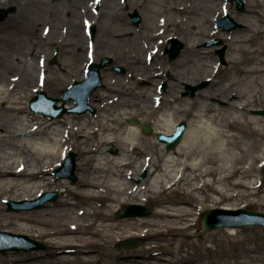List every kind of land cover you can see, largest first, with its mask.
I'll list each match as a JSON object with an SVG mask.
<instances>
[{"label": "bare ground", "instance_id": "bare-ground-1", "mask_svg": "<svg viewBox=\"0 0 264 264\" xmlns=\"http://www.w3.org/2000/svg\"><path fill=\"white\" fill-rule=\"evenodd\" d=\"M23 1H17L19 12L30 3H41L40 0H28L24 6ZM63 1L73 7L79 5L75 0ZM92 1L87 4V14L93 13L95 2L104 5L109 1L111 5L105 3L108 8L116 7L113 5L118 2ZM11 2L0 0V6ZM125 2V5L137 8L150 3L149 0ZM152 4L156 11L168 15L159 25L170 28L183 22L175 20L171 13L180 7L178 1L167 5L158 1ZM233 5L234 1L230 3L228 0H195V9L186 4L180 8L185 7L190 15L195 14L200 25L208 26L206 34H209L210 24L221 15L231 13ZM247 13L251 24L257 26L255 20L264 22V0H249ZM59 15L60 11L53 6L49 19L55 24ZM7 23L12 24V18ZM87 25L96 26L98 20H90ZM189 25L194 28L190 22ZM80 26L76 23L72 27L80 29ZM123 28L129 26L123 25ZM51 29L50 26L43 29L48 45H61L63 50L67 45H76L74 57L85 51L87 36L82 32L76 43L67 44L64 39H55L58 28L51 34L54 37L48 38ZM101 29L104 31L103 26ZM247 29L250 30L248 36L234 32L237 46L231 54V64L239 66L246 77L242 78L243 88L237 92L238 100L227 102L226 106L201 100L207 98L202 93L192 100L180 99L173 88L168 93V100H164L165 94L160 95L154 87L144 91L131 85L107 83L91 97V104L100 112L98 116L69 114L58 119L48 118L39 113L32 114L27 108L28 100L35 96L33 92L48 83L51 92L59 95L64 85L83 78L87 65L81 67L77 59L79 65L74 73V62H63L61 69L55 70L47 62L51 59V52L0 54V61L9 63L0 75V199L32 200L46 191L60 188L63 193L54 204H47L34 212L10 215L3 212L0 203V218H7L8 225H16L18 221L35 223L36 228L24 227L25 234L32 235L36 231L38 237L49 238L47 242L52 248L45 254L33 251V255L20 258V254L11 251L6 260L17 257L13 261L34 264L36 260L47 262L46 259L57 258L55 264L65 261L73 264L80 255L87 264L96 260L99 263L102 259L105 264H203L202 261L208 260L212 254L213 259L219 257L218 264H264V246L254 245L253 236L248 233L245 237L249 243L236 248L232 246L217 251L214 244L220 239L221 233H218L199 242L198 247L202 250L199 255L185 249L189 247L185 236L195 228L209 202L221 204L233 199L249 200L253 196L264 200V118L252 114L259 109V100L264 97V42L250 45L264 33V29L249 24ZM39 31L42 30H36ZM216 33L226 34L219 28ZM155 38L150 37L153 41ZM195 40H190L188 51L199 52ZM210 52L205 49L202 54ZM87 56L89 59L94 54L89 55L87 50ZM105 71L108 80L110 74ZM152 71H156L155 67ZM39 78L43 81L39 82ZM235 86L236 81L230 80L227 89L221 88L216 95L226 97L224 94L229 89L234 90ZM114 95L119 96L115 98ZM150 97L164 101L151 104ZM141 98L149 103L141 102ZM165 101L166 106L162 104ZM137 108L142 112L146 108L149 116L156 115L155 120L162 122L161 125H150L158 135H170L179 123V114L189 113L191 118L183 141L172 151H167L166 144L161 141H149L143 145L145 138L141 123L148 120L139 118L140 124L137 125L127 123L128 118L138 116ZM121 131L123 136H120ZM93 138L96 140L92 141ZM112 144L119 147L118 156H111L108 152ZM70 150H75L78 155L80 182L77 187L52 173L65 161ZM143 168L148 169V176L138 183L133 181L132 178L137 179ZM7 172L16 173V177H6ZM177 193L181 196L176 197ZM150 200L156 206L151 216L114 218L116 209L130 203L145 205ZM223 208L231 209L229 206ZM227 231L231 235L243 232L235 227ZM135 237L149 238L142 248L147 253L117 252V245Z\"/></svg>", "mask_w": 264, "mask_h": 264}, {"label": "rangeland", "instance_id": "rangeland-1", "mask_svg": "<svg viewBox=\"0 0 264 264\" xmlns=\"http://www.w3.org/2000/svg\"><path fill=\"white\" fill-rule=\"evenodd\" d=\"M19 0H12L10 4L3 5L0 8H12L13 6L16 7V10L14 12H11L8 17L5 20L0 21V54H4L5 52H11L13 54H25L28 52H34L38 51L41 53H50L51 52V59L47 62H49L52 66L55 67V70L61 69V66L63 65V62L70 63L74 62L72 65H74L73 72L77 73L75 69H77L79 63H76V60H80L81 67L88 65L90 58L88 59L87 56V50L88 54L90 55L91 52L94 54V58H97L98 61H100L104 57H112V62L107 64V68H104L102 71V77L104 84L100 86V88H105L107 83L112 84H125V85H131L136 88H141V90H147L151 87H154L157 92L160 93V95H164V100H168V93H170L173 88L175 89L174 93L176 96L181 98H185L188 100H192L196 98L197 96L204 94L207 96L206 99H201L207 102H212L214 104H218L220 106H226L227 102L231 101H237V92H240V90L243 88L244 79L246 76L243 75L242 70L237 65L231 64V54L233 53L235 47L237 44H235V41L237 38L234 32H241L244 36H248L250 34V30L247 29V24H249L253 28H259L261 27L264 29V22H257L255 20V25L250 23V16L247 13V7L249 0L245 1V8L243 10L237 9V1H234V5L232 6V12L229 13L236 21H238L242 26H240L237 29H234L232 31H224L226 34L222 33H216L218 28L216 26V20H214L213 24H210V31L211 33L206 34L208 32V26L198 23L196 20V15L192 14L190 15L188 13V10L184 8H180L182 5H188L189 8L195 6V0H149L147 4L142 6V8L132 7L130 5H125L123 3L124 0H117L118 2L114 3L112 8H108V6L105 5L109 4L111 5V2L105 1L103 4L98 5V3H95L93 6V13L87 14V4L92 3V0H86L84 3L82 0H75L78 1L79 5L71 6L68 1L63 0H40L41 3L39 4H32L30 3V6H28L24 11L19 12V8L17 6ZM28 0L23 1L24 6L26 5V2ZM34 1V0H30ZM126 1H140V0H126ZM158 1L160 3H164L165 5L169 4L170 2L178 1V6L175 10V12H171L174 16L175 20H183L182 23H176L177 25H173L170 28H167V26L159 25L161 21L166 20L167 13L165 12H158L157 9L154 7L152 2ZM228 2L232 3V1L228 0ZM182 3V4H180ZM74 5V4H73ZM119 5V6H117ZM55 6L59 11V20L54 24L53 20L49 19L50 16V10L52 7ZM72 11H71V10ZM156 9V10H155ZM195 9V8H194ZM137 11L139 12L141 16V22L139 24H135L132 18V14ZM115 12L119 13L118 16H115ZM196 12V11H193ZM225 14L221 15L220 17L224 16ZM9 16H12L13 23H7V21L10 19ZM90 20H98L97 32L95 34L94 39L91 36V29L87 26V21ZM154 21V22H152ZM179 22V21H175ZM189 22L194 25V28H192L189 25ZM81 24L80 29L72 27L74 24ZM55 25L54 28L52 25ZM129 26V28H123V25ZM46 26H50L51 32L50 35H48V38L54 37L51 34L54 33L58 28L56 40H62L64 39L65 43L70 44L76 43L78 41V37L80 33L85 36H87V39H85L84 45H85V51L81 52L79 54V57H74V52H76V45L75 46H69L63 48L61 45H55L50 46L46 42V38L44 37L43 29ZM101 26L104 27V31L101 29ZM41 29L42 31L36 32L37 29ZM108 30V31H107ZM79 32V33H78ZM206 34V36H205ZM156 36L155 40H151V36ZM170 37H177V39H180L183 48L181 50L180 55L175 60H170L168 53H166V49L170 48L172 46V43H170L168 40ZM197 39L195 40V44L197 45L199 52H193L188 51L187 47L189 45V42L191 39ZM41 39H44V42H40ZM215 39H221L222 44L220 45H207V43L215 40ZM264 42V33L260 35L254 42H251V46H257ZM90 44H95L94 46L89 47ZM228 46L227 53H226V63H221L219 59V54L217 51L220 48H223L224 46ZM152 46H158V53L156 55L152 56V59L149 58V48ZM90 49H93L91 51ZM205 49L211 50L208 54H202V51ZM70 50H73V53L70 52ZM58 53L57 60L54 62L53 59L55 57V54ZM95 60V59H94ZM78 62V61H77ZM86 64V65H85ZM9 65L7 62L0 61V75L3 73L5 68ZM117 66L120 67V70H116ZM216 66V67H215ZM155 67L156 71H152ZM87 68V67H86ZM159 68V70H158ZM162 68V69H161ZM108 70L110 77L107 80L106 77V71ZM214 72V74H211ZM54 73V72H53ZM49 74H52L49 72ZM57 74V73H55ZM86 77V70L83 72V78ZM211 81L207 82L205 87L203 89L198 90L194 96H183V92L186 91V85L192 84L196 85L200 82H204L207 79ZM81 79V80H82ZM230 80L236 81V86L234 87V90H228L224 96L221 98L217 93H220L221 88L228 87V84ZM42 82L39 78V82ZM75 80L72 82H69L67 85H64V88L61 90V93L59 95L54 94L51 92V89L49 88L50 85L45 83L44 85H40V90L46 91L50 96L53 97H62L63 96V90L67 89L68 86H70L72 83H74ZM163 82H167L169 86L166 88L165 92L160 91V86ZM39 90V91H40ZM35 95L37 92H33ZM203 95V96H204ZM119 96V95H114ZM154 96V95H152ZM32 98V97H31ZM30 98V99H31ZM116 98V97H115ZM27 102V108L32 111L29 107V101ZM159 97H150V103L152 102H161L164 100H160ZM149 103L147 99L141 98V102ZM70 102H74L73 105H75V101L71 100L68 102L67 105H69ZM91 103V99H90ZM167 102H162L164 106H166ZM94 106V105H93ZM187 106V105H185ZM95 107V106H94ZM259 109L252 111V114L262 116L264 118V97L259 100V105L257 106ZM138 110V116L134 117L135 119H147V124H157L161 125L162 122H159L156 119V115L149 116L147 114V109H144V112L141 111L140 108H137ZM262 111L263 113H260ZM32 114L34 112L32 111ZM41 114V113H40ZM69 114H75V113H66L64 116ZM87 114L91 115L92 117H96L100 114L99 111L95 113L87 112ZM78 115V114H75ZM85 115V114H84ZM81 115V116H84ZM43 116V114H42ZM62 116L61 118H63ZM50 118L49 116H47ZM181 118V119H180ZM191 115L187 113L186 111L181 112L179 114V121H182L183 119L190 121ZM58 119V118H57ZM127 123L130 124V118L127 119ZM131 125V124H130ZM144 136V144H149V141L156 142L160 141L158 139V134L153 130L152 134H146L143 131ZM124 132H120V136H123ZM96 140V139H92ZM178 147V146H177ZM176 147V148H177ZM76 154L75 159V166L78 167V155L77 152L74 150ZM108 152L114 156L119 155V147H114L113 144L108 147ZM136 156V155H135ZM67 159V157H66ZM65 159V161H66ZM262 172L264 175V167L262 168ZM54 174V171H52ZM149 172L147 168H143L138 175L137 179H133L135 182H140L144 180L148 176ZM55 175V174H54ZM75 175L77 176V181L73 182L72 179L68 177L60 178V179H67L68 184L77 187L79 184V172L78 169L75 168ZM6 177H16V173L14 172H7ZM56 178H58L55 175ZM59 179V178H58ZM264 183V181H263ZM62 188L60 189H53L51 191H58L59 196L57 200H59L63 193L61 192ZM181 194L177 193L176 197H180ZM7 200H1L0 203H2L3 212L15 215L19 213H26V212H34L36 210H40V208H44L47 204L55 203V201H49L46 202L44 205L32 208V209H21L18 211L10 210L7 205ZM28 200V199H25ZM34 200V199H32ZM31 200V201H32ZM21 201L22 200H18ZM146 205L150 206L152 209V212L147 215L146 217L151 216L156 206L154 205V201L150 200L148 203H145ZM34 205V204H31ZM126 205L123 206L126 207ZM223 206H229L231 209H238L240 207H245L247 209L252 210H258L264 212V200L260 196H253L249 200L247 199H233V200H227L224 202H221V204H214L213 202H209L207 208L200 214L197 225H195V228L192 230L191 233L187 234L185 236L186 239L189 240V247H185L188 251L198 254L202 250L198 247L199 242L204 237H211L212 235L221 233L220 239L216 241L214 244V248L217 249V251L221 249H231L232 246L234 248L239 247L241 244H247L249 242H246L245 234H252L253 240L255 241L253 244L257 245L258 247L264 246V227H261L259 225H248L244 227H237L238 230H243V232H240L238 235H231L228 233L227 227H222L216 230L209 231L208 233H202L201 223L204 219L205 214L207 212L214 208V207H223ZM123 208L116 209L114 211V218L116 219H122L118 218L116 216L117 212ZM222 217H229L231 215L222 214ZM135 217V216H134ZM131 218V217H127ZM24 227H35V223L33 222H25V221H18L16 225H8L7 224V218H0V229L2 230H15L16 232L25 234L26 230ZM31 230V229H30ZM25 231V232H24ZM11 232V231H10ZM15 233V232H14ZM27 234V233H26ZM29 235V234H28ZM33 239H37L45 244H47V249L39 250L38 253H48L52 251L51 245L47 237H38L37 232H33L32 235H29ZM248 239H251V235H248ZM145 242L137 247V248H124L121 244L117 245L115 248L117 252H124V253H138V254H145L147 252L143 251V247L148 243L149 238L145 237ZM18 253L20 256H31L33 255L34 250L29 251H13L9 250L5 252L4 254H0V264H23L17 261H13L17 259V257H12V260H6L7 254L9 252ZM152 252V251H151ZM79 260H77L76 263L73 264H87L84 263L83 258H81L80 255ZM47 262H42L43 260H36L34 264H55L57 261V258L52 259H46ZM105 259H102L101 262H94L93 264H105ZM216 260V261H215ZM219 260V257H215V259L212 258V254L209 255L208 260L202 261L203 264H218L216 263ZM49 262V263H48ZM26 264V263H24ZM62 264H67L66 261ZM92 264V263H90Z\"/></svg>", "mask_w": 264, "mask_h": 264}, {"label": "water", "instance_id": "water-1", "mask_svg": "<svg viewBox=\"0 0 264 264\" xmlns=\"http://www.w3.org/2000/svg\"><path fill=\"white\" fill-rule=\"evenodd\" d=\"M238 1V9L243 10L244 9V1L243 0H237ZM14 8H11L9 10L0 9V21L5 19L9 12L13 11ZM134 16L140 18L138 12L134 13ZM219 25L223 26L226 30H233L235 28H238L241 26V24H238L236 20H234L230 15H227L219 20ZM96 27L93 28V32L95 33ZM221 41H215V43H220ZM182 45L177 44L175 42L173 49L171 52V58H175L179 50L181 49ZM227 47L225 46L222 50H220V59L224 63L225 62V53H226ZM112 58H103L100 63H92L89 68L88 72V79L84 81H78L76 82L73 87L70 90H66V95L63 97L65 103L68 101L69 98L74 97L77 101V105L73 108H67L65 105L57 106L56 102L59 101L58 98H52L47 95L45 92H41L38 97H35L31 101L32 108L35 111H38L39 109L37 106L38 101L43 100L46 103V106L43 109L45 111V114H51L52 117H60L65 112H75L79 114L85 113L88 109L95 111L94 107L89 104V97L92 94V92L102 84V78L100 75L101 69L107 65V63H111ZM205 84H200L198 86H190L188 85V94H194L196 90L201 89L204 87ZM166 89V83L162 85V90ZM132 123H137V121L131 120ZM187 126L186 121H182L177 126V129L171 134H160L159 139L161 141L167 142V150L174 149L177 144L182 140L184 130ZM143 128L146 133H152L151 127L147 125H143ZM75 153H71L69 156L68 161L57 170L58 177H69L73 180V182H76L77 176L75 175ZM68 168L67 172H63L62 169ZM58 197V192H46L44 196L38 201L37 205L33 206L34 208L40 207L46 202L47 200H56ZM27 202L18 203L16 201H9V208L10 210H20L23 208H33L26 207L25 205ZM151 213V209L144 205H135L129 204L128 207L118 212L119 217H125V216H132V215H148ZM227 214L231 215L230 217H222L221 214ZM254 225L259 224L264 227V212L261 211H254V210H247L246 208H240L238 210H225L221 208H213L211 209L205 216V219L201 225V227L204 229V232L211 231L214 229H218L220 227H227V226H246V225ZM144 242V239L141 238H135L131 240H127L123 242V245L126 247H136L141 245ZM46 248V245L41 243L40 241L36 239L30 238L28 235L24 234H14L6 231L0 230V252H4L6 250L12 249L17 251H28L33 249H43Z\"/></svg>", "mask_w": 264, "mask_h": 264}]
</instances>
